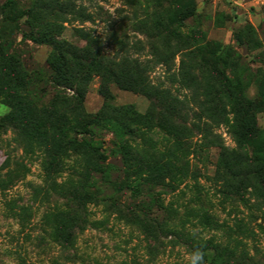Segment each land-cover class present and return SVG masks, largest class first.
<instances>
[{"label":"rangeland","instance_id":"374dc122","mask_svg":"<svg viewBox=\"0 0 264 264\" xmlns=\"http://www.w3.org/2000/svg\"><path fill=\"white\" fill-rule=\"evenodd\" d=\"M6 1L0 0V84L11 59L19 61L27 76L40 68L39 76L46 78L51 47L35 44L22 35L34 30L25 11L36 7L39 0H15L16 7L4 11L1 7ZM59 2L90 15L86 21L73 15H67L66 22L58 21L63 40L84 47L85 41L77 34L83 29L98 37L103 51L116 61L127 57L150 61L151 81L181 99H190V92L181 86L182 62L191 64L211 87L217 80L210 64L217 56L218 71L239 80L247 98L255 99L264 90V0ZM189 8L194 9L193 14L177 23L176 16ZM155 50L167 53L169 70L155 64ZM83 89L87 114L94 115L105 108L107 117H118L125 110L144 121L155 116L146 97L121 90L99 76H88ZM40 92L41 96L32 98L40 106L52 103L60 108L72 107L67 102L72 91L45 84ZM9 111L0 99V118ZM257 121L264 130L263 113L257 115ZM114 130L111 126L95 130L92 143L108 160L105 171L91 173L87 181L86 172L95 161L91 155L68 149L55 155L50 146L30 141L16 130L0 129V264H208L179 242H171V236L152 252L139 221L127 217L128 210L137 212V207L154 219L169 218L173 228L184 227L197 239L244 250L254 258V264H264V208L251 197L247 208L214 190L211 178L218 149L201 146V136L194 134L185 151L188 171L184 181L172 187L143 184L134 194L133 189L122 185L127 166ZM216 132L227 147L235 146L225 126ZM144 136L148 138L140 136L131 142L144 157L155 147L176 162L174 136L156 126ZM67 137L78 141L83 138L79 132L68 133ZM84 188L97 197L98 203L86 205L87 223L76 232L74 246L65 247L55 241L54 227L68 198ZM205 215L212 217L215 224L206 225L202 218Z\"/></svg>","mask_w":264,"mask_h":264},{"label":"trees","instance_id":"16d2710c","mask_svg":"<svg viewBox=\"0 0 264 264\" xmlns=\"http://www.w3.org/2000/svg\"><path fill=\"white\" fill-rule=\"evenodd\" d=\"M16 5L15 0H7L1 8L7 11ZM193 10L189 8L180 12L175 21L182 23L193 14ZM25 14L27 19L33 21L34 30L29 34L23 32L24 38L51 47L48 75L46 78L39 76L40 68H35L29 77L21 71L18 60H10L0 84V99L10 111L0 118V129L16 130L30 141L36 140L50 146L55 155H62L67 149L91 155L95 161L86 172L88 181L91 173L105 171L104 164L108 160V156L92 143L96 137L95 130L111 126L120 138L127 166L122 185L133 189L134 194L143 184L172 187L183 182L188 171L185 151L194 134H199L201 146L203 144L205 148L219 150L215 173L211 178L214 190L223 198L240 201L247 208L251 206L248 200L251 197L255 204H261L264 208V130L257 121V115L264 114V90L255 99L247 98L239 80L218 71L217 56L210 64L217 80L216 86L211 87L204 77L199 78L191 64L182 62L179 72L181 86L190 92V99H186V96L181 99L168 88L151 81L150 61L132 60L129 57L116 61L103 51L98 37L83 29L77 30V34L85 41L84 47L63 40L59 22H66L67 15L86 21L90 15L83 10L76 11L59 0H39L37 6L26 10ZM154 56L157 59L155 64H161L168 70L171 68L167 53L155 50ZM90 75L99 76L121 90L146 97L155 116L144 121L143 117L125 110L118 117H107L105 108L94 115L87 114L84 110L83 85ZM45 84L72 91L73 94L67 98L72 107L60 108L52 103L49 106L38 105L32 98L41 96V87ZM155 126L176 138V162L156 151L155 147H150L151 154L144 157L136 146L131 145L137 137L147 139L144 135ZM221 126L227 128L235 144L233 148L227 147L216 132ZM76 132L82 134V140L68 139V133ZM167 179L169 181L165 182ZM88 203H98V199L85 188L68 198L66 209L59 213L60 221L54 227L57 243L65 247L74 246L76 232L87 223L84 211ZM127 217L139 221L152 252L162 247L171 236V242H179L193 256L208 264H254V258L244 250L237 251L229 245L197 239L184 227L173 228L169 218L161 221L154 219L143 208L137 207V212L129 209ZM262 217L264 219V211ZM202 218L206 225L215 224L208 215ZM243 228L248 230L246 225Z\"/></svg>","mask_w":264,"mask_h":264},{"label":"clouds","instance_id":"9594fccd","mask_svg":"<svg viewBox=\"0 0 264 264\" xmlns=\"http://www.w3.org/2000/svg\"><path fill=\"white\" fill-rule=\"evenodd\" d=\"M199 254H197V256H198Z\"/></svg>","mask_w":264,"mask_h":264}]
</instances>
